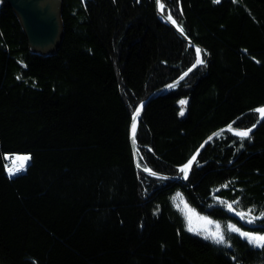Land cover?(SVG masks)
Returning a JSON list of instances; mask_svg holds the SVG:
<instances>
[{
  "label": "trees",
  "instance_id": "trees-1",
  "mask_svg": "<svg viewBox=\"0 0 264 264\" xmlns=\"http://www.w3.org/2000/svg\"><path fill=\"white\" fill-rule=\"evenodd\" d=\"M164 5L204 63L147 105L138 161L184 176L211 133L259 119L264 0ZM61 19L56 53L35 52L0 0V264H264V247L228 228L264 233V121L248 137L215 136L185 182L148 175L136 167L132 115L196 49L155 0H62ZM24 153L27 172L9 177L6 155ZM182 202L218 221L225 242L193 234Z\"/></svg>",
  "mask_w": 264,
  "mask_h": 264
},
{
  "label": "water",
  "instance_id": "water-1",
  "mask_svg": "<svg viewBox=\"0 0 264 264\" xmlns=\"http://www.w3.org/2000/svg\"><path fill=\"white\" fill-rule=\"evenodd\" d=\"M6 1L8 5L11 6L15 10L17 15L19 16L22 26L24 28V31L28 37L30 48L33 51L39 52L42 54L55 53L58 50L59 45L63 38V25H62V19H61L62 0H6ZM155 2H156L157 14L159 18L163 22H165L167 25H169L171 28H173L189 45H191L195 49L199 48L201 51L199 55L196 52L195 62L186 71L180 74L173 81L155 90L146 100L142 101L139 104V106L136 108V110L134 111L132 115V120L130 124V133H129L130 143L132 146L136 167L139 170H142L148 175L159 178V179L182 180L185 182L188 180L193 170V167L195 166L200 154L203 152L205 147L210 143V141L215 136H217L219 133L225 130L231 129L230 131H232L235 134L237 131H247L251 129L249 136L253 134L256 131V129L260 126V124L264 121V117H262L261 113L257 111L258 109L264 108V104L259 106L256 109V111L259 114V119L253 126L249 128H239V127L234 126L233 124H228L226 126H223L217 129L213 133H211L202 142V144L197 148V150L193 153L190 159L180 167V169L183 168L185 165L189 163V161H192V158L195 156V160L192 161L191 167L188 170L187 178H185V174L182 177L179 175L163 174V173L157 172L150 168H143L138 163L137 129H138V125L141 120V117L147 105L153 99L160 96L161 93L170 89L169 85L176 86L180 82H182L184 79H186L194 70H196L198 67L201 66V64L197 63V60L198 59L203 60L204 58L203 46L194 42L184 31L181 32L180 31L181 27L177 23L173 24L170 20H168L167 19L168 16L165 14L164 8H163V11H161L160 5L163 4L164 6V0H155ZM184 101H187V104L184 105L181 110L184 113L183 115H181L182 118H185L188 114V106L190 102V97L185 98ZM141 105L143 106L142 108H141ZM138 108L141 110H140V115L137 118L135 117V113ZM134 123L136 124L135 137H133L132 135V125ZM23 157H30V159L24 160L22 159ZM9 158H10V155H7L6 159L9 160ZM31 161H32V156L30 154H21L19 156V162L24 167H28L31 164ZM144 169H149L150 171H145Z\"/></svg>",
  "mask_w": 264,
  "mask_h": 264
},
{
  "label": "snow or ice",
  "instance_id": "snow-or-ice-1",
  "mask_svg": "<svg viewBox=\"0 0 264 264\" xmlns=\"http://www.w3.org/2000/svg\"><path fill=\"white\" fill-rule=\"evenodd\" d=\"M216 2H219V0H216ZM160 8H161V11H163V8H164L163 4L160 5ZM167 19L170 20L173 24H176V21L172 19L171 15H169V16L167 17ZM178 27H179V26H178ZM180 31L183 32V29L180 28ZM200 51H201V50H200L199 48L196 49V52H197L198 55L200 54ZM197 63H198V64H203L204 61H203L202 59H198V60H197ZM169 87H170V88H171V87H175V85H169ZM180 103H181V105H186V104H187V101L182 100V101H180ZM142 107H143V106L141 105V108H142ZM140 110H141V109H139V108L137 109V111H136V113H135V117H137V118L139 117V115H140ZM257 111L261 113V116H262V117H264V108L258 109ZM183 114H184L183 111H181L180 115H183ZM230 130H231V129H230ZM250 132H251V129H249V130H247V131H237L235 134H236L237 136H240V137L244 138V137H248L249 134H250ZM135 133H136V124L134 123V124L132 125V135H133V137H135ZM210 139H211V137H210ZM17 159H19V158H17ZM22 159L27 160V159H30V157H23ZM194 160H195V156L192 158V161H194ZM192 161H189V163H188L187 165H185L183 168L180 169V171L183 172V173L185 174V178H187V173H188V170H189L190 167H191ZM144 170H145V171H150L149 169H144ZM18 171H20V169H9V175H10V176H11V175H14L15 172H18ZM153 174H154V173H153ZM228 208H229V209H232V205L229 204V205H228ZM249 211H251V210H249ZM240 215H241V216H244L245 213H240ZM253 219H255V217H253ZM228 228H229L230 231L238 232L241 236L248 238L251 242H253V243H257V244H259L261 247H264V236H252L250 233L241 232L239 228H236L235 226H232V225H229ZM189 230H190V231H195V229H192L191 227L189 228ZM209 236H210V238H211L213 241H215L216 243H224V242H225V236H224V234L220 231L219 226H217V231L214 232V233L209 234ZM209 236H206V238H209Z\"/></svg>",
  "mask_w": 264,
  "mask_h": 264
},
{
  "label": "rangeland",
  "instance_id": "rangeland-1",
  "mask_svg": "<svg viewBox=\"0 0 264 264\" xmlns=\"http://www.w3.org/2000/svg\"><path fill=\"white\" fill-rule=\"evenodd\" d=\"M164 8H165V5H164ZM24 154H27V153H24ZM20 155L21 154L10 155L9 160H7L5 157V159L7 161L6 172H7V175L11 178H15L16 176L21 175V174H25V172H26V170L24 172L20 171V172H18L19 174L15 175V176H10L8 173V170H9L8 168H10L14 165V162H15L14 159L19 158ZM17 162H18V164L23 166L19 162V159H17ZM166 180H168V179H166ZM180 208H181L183 214L185 215L188 229L190 227L192 229H195V231H192L193 234H196V235H199L203 238H206V236H209V234L217 231V226H219L220 231L223 233L221 224L218 221H214L210 217H207V216H204V215L198 213L191 206H189L187 203L182 202ZM241 232L250 233L252 236H264V233H256V232H252V231H241ZM209 238H210V236H209ZM254 244L259 245L257 243H254Z\"/></svg>",
  "mask_w": 264,
  "mask_h": 264
},
{
  "label": "bare ground",
  "instance_id": "bare-ground-1",
  "mask_svg": "<svg viewBox=\"0 0 264 264\" xmlns=\"http://www.w3.org/2000/svg\"><path fill=\"white\" fill-rule=\"evenodd\" d=\"M56 53V52H55ZM50 54H54V53H50ZM173 88V87H172ZM171 89V88H170ZM165 92V91H164ZM15 160V162H14V165L12 166V167H10V168H8V169H20V171H25L26 170V172H27V169H28V167H23V166H21L20 164H18V162H17V159L15 158L14 159ZM138 163H139V161H138ZM144 168V167H143ZM151 169V168H150ZM20 171H18V172H20ZM18 172H15V174L14 175H11V176H15V175H17V174H19ZM25 172V173H26ZM8 173H9V170H8Z\"/></svg>",
  "mask_w": 264,
  "mask_h": 264
}]
</instances>
